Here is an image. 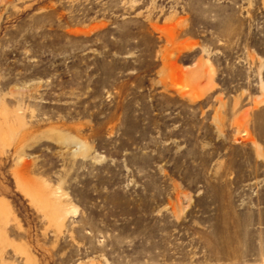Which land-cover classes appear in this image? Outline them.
I'll use <instances>...</instances> for the list:
<instances>
[{"label":"rangeland","instance_id":"rangeland-1","mask_svg":"<svg viewBox=\"0 0 264 264\" xmlns=\"http://www.w3.org/2000/svg\"><path fill=\"white\" fill-rule=\"evenodd\" d=\"M0 264H264V0H0Z\"/></svg>","mask_w":264,"mask_h":264}]
</instances>
